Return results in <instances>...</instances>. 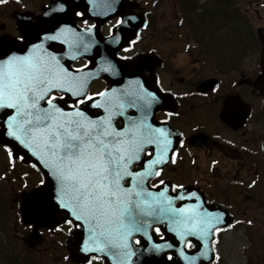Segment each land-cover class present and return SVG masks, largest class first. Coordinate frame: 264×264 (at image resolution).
Segmentation results:
<instances>
[{"label":"flooded vegetation","instance_id":"1","mask_svg":"<svg viewBox=\"0 0 264 264\" xmlns=\"http://www.w3.org/2000/svg\"><path fill=\"white\" fill-rule=\"evenodd\" d=\"M53 1L44 0L34 9L17 7L23 9L19 14L33 17L42 14ZM253 3L254 0H128L127 12L142 14L145 25L138 37L119 53L130 69L140 71L142 78L160 89L154 106H160L155 119L161 125L157 124L159 130L148 133L154 136V146L143 145L137 151L145 163L170 160L156 172L150 185H165L174 192L184 186L199 188L210 203L227 209L235 218L233 229L242 220L254 224V217H247L249 211L264 209L261 201L264 197V45L260 42L259 47L248 49L244 42L240 48L230 46L225 52L215 49L207 54L202 39L190 38L188 31L200 24L240 25L244 22V5L250 7ZM16 14L9 16L15 19ZM170 14L174 18L168 17ZM200 15L208 20L200 22ZM75 16L79 27L94 24L80 12ZM120 21L121 17L103 24V34L108 36ZM259 29L263 30L264 24ZM167 30L187 31L186 39L181 41L184 48L179 50L182 54L164 49ZM3 36L26 41L16 19L9 28L0 24V37ZM222 58L228 60L223 62ZM88 63L82 60L75 66ZM213 78L217 81L203 85ZM95 83H101L102 87L85 98L59 93L52 97L74 108L88 103V111L96 113L102 107H114L115 104L108 102H92L107 87L105 80ZM118 124L119 129L126 127ZM129 132L124 135L130 140L135 135L141 137L137 132ZM177 135L180 144L173 150ZM49 179L46 167L25 161L0 142V264H106L101 256L74 261L69 258L67 245L73 231L82 229L73 214L75 208L79 207L85 214L87 226V212L96 205L69 202L100 194L77 195L74 189L59 191L53 187L74 181ZM61 198L66 205L55 213L53 202ZM89 222H94V216H90Z\"/></svg>","mask_w":264,"mask_h":264},{"label":"water","instance_id":"2","mask_svg":"<svg viewBox=\"0 0 264 264\" xmlns=\"http://www.w3.org/2000/svg\"><path fill=\"white\" fill-rule=\"evenodd\" d=\"M127 6L126 0H56L52 8L35 20L24 14L16 17L27 40L24 44L0 38L3 54L25 50L39 52V57L31 60L40 64L43 94L42 104L35 107L27 106L19 91L13 104L0 107V140L28 161L49 167L52 175L49 180H55L54 166L65 163L64 154L73 149L75 140L81 145L91 137L92 127L96 128L94 134L98 136L102 134L99 128L113 125L104 113L90 114L84 108L74 112L64 104L47 103L51 92L58 90L70 95L79 90L81 96H86L92 81L100 78L108 81L104 94L125 93L127 99H151V90H157L153 83L146 81V84L143 80V85L141 79L132 80L131 77L141 76L140 73H134L117 58V53L143 26V19L129 14ZM76 11L83 12L96 23L119 15L123 21L106 38L101 35L100 26L96 32L76 28ZM260 40L264 43V31L260 32ZM80 58L89 59L90 66L74 69L72 65ZM9 76L4 74L5 79ZM210 82L216 80L205 84ZM138 113L134 111L132 115ZM85 148L89 153L87 145ZM91 149H96L92 162L100 163L93 164L89 177L99 180L94 186L105 194L102 202L112 204L115 219L113 223L106 221L104 228L98 230L99 239L96 234L91 240L83 231L73 232L68 241L70 258L83 262L90 255H101L106 257L107 264H211L216 260L215 232L234 221L228 212L209 204L195 188L184 187L176 194L164 186L150 188L144 164L138 162L135 168L131 159L123 160L126 146L121 143H114L112 147L97 145ZM152 166L159 167L156 163ZM83 171L85 169L77 167L72 178L82 179ZM111 192L116 195L109 197ZM53 204L55 213H59ZM106 213L110 212L103 211V216ZM154 227L163 232L162 238H158ZM135 238L140 240V245L135 244ZM188 243L195 249L189 250Z\"/></svg>","mask_w":264,"mask_h":264},{"label":"rangeland","instance_id":"3","mask_svg":"<svg viewBox=\"0 0 264 264\" xmlns=\"http://www.w3.org/2000/svg\"><path fill=\"white\" fill-rule=\"evenodd\" d=\"M44 0H21L22 5L29 8L34 9V7L39 8L40 4ZM246 1V0H245ZM246 3V2H245ZM248 5H244L245 7ZM2 7L0 9L1 15H3V19L0 20V24H6L7 28L14 26L15 19L10 17V14L14 12L19 13L22 8L17 7L15 4H11L9 6ZM251 10L249 11V17L255 19L256 29L262 27L264 24V2L261 0H254L252 6H250ZM171 18H174L171 16ZM187 31H171L167 30L165 40L166 45L164 49L168 52L176 51L177 54H182L180 49L184 48V45L181 44L183 39H186ZM189 34V33H188ZM208 68L212 67L211 61L209 64L207 63ZM102 87L101 83H96L92 85L91 92L99 91ZM262 204L264 203V197L262 198ZM257 209V207H256ZM254 217L253 220L255 223L253 227H248L246 225H239L237 228H228L226 231L220 234L219 241L217 243V251L220 257V261L218 264H257V261H264V209L259 208V210L249 211L247 217ZM248 227V229H245ZM253 236V237H252ZM254 243V246L251 244ZM254 248V249H253ZM253 250L259 252L254 256ZM264 263V262H263ZM262 263V264H263Z\"/></svg>","mask_w":264,"mask_h":264},{"label":"trees","instance_id":"4","mask_svg":"<svg viewBox=\"0 0 264 264\" xmlns=\"http://www.w3.org/2000/svg\"><path fill=\"white\" fill-rule=\"evenodd\" d=\"M189 18L190 15H187ZM200 22H206L208 19L205 18V15H200ZM189 20H191L189 18ZM241 27V28H240ZM240 28V30H239ZM253 22L249 19L247 12L244 13V22L240 25H233L229 23V26H225L223 24H200L196 27V29H191V36L194 38L199 37L202 39V44H205V51L207 54L213 52V50L217 49L218 51L225 52L231 46L233 49L240 48L241 44L246 42L247 48L252 49L260 46V41H258L256 31L253 30ZM214 46V47H213ZM223 62L228 60V58H222ZM233 64L235 63V56L232 57ZM209 62V61H208ZM253 237V236H252ZM254 246V243L251 244ZM254 249V248H253ZM259 252L253 250L254 256ZM257 264H262L264 261H257ZM264 264V263H263Z\"/></svg>","mask_w":264,"mask_h":264}]
</instances>
